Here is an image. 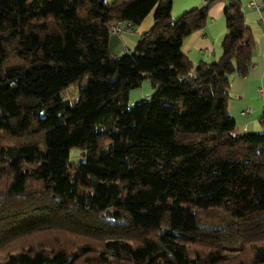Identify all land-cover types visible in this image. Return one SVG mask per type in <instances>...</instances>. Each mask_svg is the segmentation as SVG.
I'll use <instances>...</instances> for the list:
<instances>
[{"label":"trees","instance_id":"obj_1","mask_svg":"<svg viewBox=\"0 0 264 264\" xmlns=\"http://www.w3.org/2000/svg\"><path fill=\"white\" fill-rule=\"evenodd\" d=\"M171 1L0 0V264H264V116L235 133L227 108L252 35L227 0L220 58L194 64L183 40L217 0ZM154 6L113 54L111 25Z\"/></svg>","mask_w":264,"mask_h":264},{"label":"crops","instance_id":"obj_2","mask_svg":"<svg viewBox=\"0 0 264 264\" xmlns=\"http://www.w3.org/2000/svg\"><path fill=\"white\" fill-rule=\"evenodd\" d=\"M113 1V0H108ZM244 14L245 24L253 38V50L249 70L244 75L231 74L228 87V112L235 124V133L257 132L264 116V7L260 10L248 5L250 0H237ZM264 0H257L262 2ZM205 0H172L171 16L177 18L182 13L199 6ZM227 0H217L209 8L203 28L184 38L181 51L194 64L217 61L222 54V41L226 33L224 11ZM153 10L139 24L127 32L111 33L108 46L115 55L133 52L139 35L148 33L153 25ZM124 25V23H121ZM132 91L131 97L147 96L151 92L148 83ZM143 94V95H141Z\"/></svg>","mask_w":264,"mask_h":264},{"label":"rangeland","instance_id":"obj_3","mask_svg":"<svg viewBox=\"0 0 264 264\" xmlns=\"http://www.w3.org/2000/svg\"><path fill=\"white\" fill-rule=\"evenodd\" d=\"M155 9H156V6H154V7L151 9V11L153 10V12L155 13ZM151 11H150V12H151ZM150 12H149V13H150ZM149 13H148V14H149ZM153 15H154V14H153ZM90 79H91V74H90V73L86 74L82 80L77 81V82H74L73 84H71V85L68 87V89L65 90V91L63 92L62 95H63L66 99H68L70 102H74V101L77 99V97H78L79 88H80V87H84V86H86L87 83H88V81H89ZM140 88H142V87H140ZM140 88H138V89H140ZM141 95H143V94H141ZM140 97H141V96H137V99H139ZM134 99H136V98H134ZM12 142H17V141H12V140H11V141L9 142V144H11ZM70 154H71L70 159H71L72 161H75V160L78 159V156H79V154H80V150H78V149H72L71 152H70ZM16 242H17V241H10V242L8 243V244L13 245V246L16 247V248L14 249V251H12L11 253L16 252L17 249L20 250L21 248H17L18 246H26V245H27V244L22 245L21 243H19V244L17 245ZM46 248H47V247H46ZM0 258H1V257H0Z\"/></svg>","mask_w":264,"mask_h":264},{"label":"built area","instance_id":"obj_4","mask_svg":"<svg viewBox=\"0 0 264 264\" xmlns=\"http://www.w3.org/2000/svg\"><path fill=\"white\" fill-rule=\"evenodd\" d=\"M248 5L252 8H255L257 10H260L262 7H264V1L257 2V0H250ZM132 24L130 22L125 23L124 25H121V23H113L110 27L111 33H121V32H127L131 30ZM262 102H264V97H262Z\"/></svg>","mask_w":264,"mask_h":264}]
</instances>
